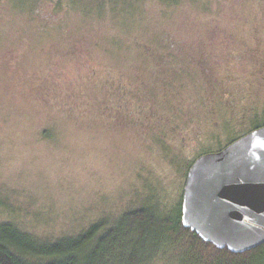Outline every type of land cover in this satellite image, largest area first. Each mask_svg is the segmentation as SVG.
Returning <instances> with one entry per match:
<instances>
[{
    "label": "rangeland",
    "instance_id": "374dc122",
    "mask_svg": "<svg viewBox=\"0 0 264 264\" xmlns=\"http://www.w3.org/2000/svg\"><path fill=\"white\" fill-rule=\"evenodd\" d=\"M248 1L246 15L241 0H0V222L46 241L147 200L177 199L175 208L189 159L224 136L234 89L220 94L184 47H167L169 32L239 28L207 44L222 39L241 54L229 63L246 62L238 38L264 42V0ZM258 56L264 71V49ZM256 86L240 92L261 109L264 83ZM116 87L133 113L106 109Z\"/></svg>",
    "mask_w": 264,
    "mask_h": 264
},
{
    "label": "trees",
    "instance_id": "16d2710c",
    "mask_svg": "<svg viewBox=\"0 0 264 264\" xmlns=\"http://www.w3.org/2000/svg\"><path fill=\"white\" fill-rule=\"evenodd\" d=\"M241 2L238 9L243 10L242 13L245 11L244 14L247 15L245 6L249 1ZM202 28L194 29V33H189L192 35L181 38L172 31L169 32L167 47L177 49L184 47L186 50L183 59L188 63L199 64L202 72H212L211 75L215 77L212 83L220 94L223 95L228 89H234L227 92L229 96H225L229 103L225 101L229 105L227 107L233 106L231 111H234L221 122L224 136L211 140L207 145L204 142L185 165L188 170L200 155L218 151L249 131L264 126V107L258 109L255 104L253 106L252 99H244L240 92L264 83V71L261 70V60L258 56L264 49V42H260L259 39L252 40L246 35L243 39L238 38L236 44L242 45L247 60L243 62L237 59L236 64H231L233 55H241L239 50L234 53L230 50L231 47L224 45L222 39L221 45L215 48L214 45L207 44V41L217 37L219 33L235 34L240 31L239 28L229 25L217 29H213L212 25H205ZM199 31L202 32L198 33ZM11 43L18 44V39L17 42L11 40ZM233 65L236 68H233ZM243 68L245 70L241 71ZM221 69L225 70L226 79L218 78L216 73ZM111 73L109 75L112 77ZM42 75L40 73V76ZM42 81H44L42 84H45L44 76ZM108 81L113 86L112 81L110 79ZM121 87H116L121 99L111 93L105 95L109 104L106 109L115 111L116 107H119L121 113H126L125 111H128V114L133 113L134 110L129 107V101L123 91L121 92L123 90ZM217 97L214 98L215 101ZM236 101L241 104L235 106ZM208 104L215 108V102ZM240 105L244 106L239 111L237 108ZM154 109L152 113L160 115V104ZM236 110L238 114H235ZM136 122L135 127L142 131L141 127L145 126V123L140 115ZM176 201L177 199L171 203L175 204ZM171 203L160 205L147 200L140 206L123 211L114 220L99 219L75 235L50 238L46 241L38 240L32 233L12 221H1L0 264H264V243L245 252H233L227 247H218L184 225L182 195L175 208L172 209Z\"/></svg>",
    "mask_w": 264,
    "mask_h": 264
},
{
    "label": "water",
    "instance_id": "95a60500",
    "mask_svg": "<svg viewBox=\"0 0 264 264\" xmlns=\"http://www.w3.org/2000/svg\"><path fill=\"white\" fill-rule=\"evenodd\" d=\"M182 219L233 252L264 243V126L193 162L183 186Z\"/></svg>",
    "mask_w": 264,
    "mask_h": 264
}]
</instances>
